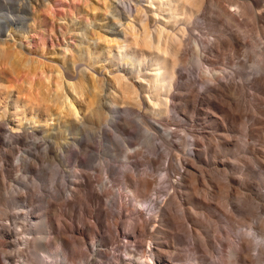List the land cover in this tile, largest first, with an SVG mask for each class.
<instances>
[{"label":"rangeland","instance_id":"obj_1","mask_svg":"<svg viewBox=\"0 0 264 264\" xmlns=\"http://www.w3.org/2000/svg\"><path fill=\"white\" fill-rule=\"evenodd\" d=\"M29 1L34 0H0V20L5 19L0 22V165L6 174L0 172V232L8 233L0 264H116L120 251L105 237L115 231L120 211L121 237H126L127 215L137 206L124 174L149 178L152 191L157 189L149 193L162 203L174 188L189 186L179 177L186 168L195 173L202 192L190 201L183 191L174 199L172 217L166 220L169 238L163 242L171 254L162 264H231L225 243L240 238L249 239L247 264H264V136L245 135L258 119L264 122V88L253 80L264 72V30L241 16L250 26L239 29L203 4L181 47L177 69L183 74L172 88L170 107L154 113L147 96L155 95L139 75L142 54L133 36L127 55L118 59L121 35L103 26L123 28L109 23L112 6L121 0H44L27 13L24 3ZM139 1L148 4L126 2L135 9ZM230 1L223 4L232 11ZM230 32L240 36L239 49L212 48ZM208 69L239 84L237 96L227 100L239 104L243 122L230 120L228 131L222 121L214 123L216 116L204 113L201 101L197 110L186 104L190 91L203 94L216 83L206 76ZM64 95L77 116L62 104ZM112 96L118 100L114 107ZM33 116L37 124L31 123ZM25 128L37 134L18 136ZM25 156L32 165L18 166ZM104 184L110 193L96 196ZM26 230L32 245H26ZM148 264L160 263L153 257Z\"/></svg>","mask_w":264,"mask_h":264},{"label":"bare ground","instance_id":"obj_2","mask_svg":"<svg viewBox=\"0 0 264 264\" xmlns=\"http://www.w3.org/2000/svg\"><path fill=\"white\" fill-rule=\"evenodd\" d=\"M126 1L127 0H121L119 1V4L116 3L115 6H112V19L109 20V23H117L123 28L121 30H117L116 28H110L108 25L103 26H106L107 29H111L112 33L121 35L120 38L116 39L118 46L121 48L118 59L123 57V55H127L125 52L131 47L132 42H130V38L133 36V46H136L142 54V59L138 60L139 75H141L145 80H148L149 85L147 87V91L153 92L155 95L153 97L147 96L149 108L154 113L167 112L170 107V94L172 88L177 84V78L182 73L177 69L181 62V47L187 37L188 31H191L190 24H192V18H195L194 16L197 12H199V9L203 7V4H210L215 7L213 9L216 10V14L218 13L220 17L236 22L239 29H242V26L244 27L249 24H256L264 30V0H231L230 4L235 6V9L232 11L228 9L229 4L227 5L228 8L225 4H223V0H145L148 2L147 6L142 5V1H139L137 2L135 9L131 3ZM35 2L41 3L44 2V0L25 2L24 10L26 9L27 13H29L31 6H33ZM121 3L123 5H121ZM239 16L248 17L250 23L246 24L245 21H241ZM125 18H127V22L122 21ZM4 20L5 19H1L0 22H5ZM152 20L155 21L154 26H150ZM135 22L139 24V27L136 26ZM252 27H250L251 31L253 30L251 29ZM109 33V30H105V34ZM242 44L240 36L235 32H230L227 34L226 40L219 38L218 42L212 44V48L218 51L224 45L228 46L229 49L231 48L235 50L239 49ZM262 49L261 53L264 55V48L262 47ZM261 57L263 58L261 62L263 61L264 63V56ZM262 66L264 71V64H262L261 67ZM261 67L260 69H262ZM150 68L152 69L151 71ZM206 72V76L210 80L216 81V83L208 86L203 94L190 91L188 97L186 98V104L188 107L193 106V109L197 110V103L201 101L206 106L204 113L216 116L217 121L214 123L222 121L223 127H225V130L228 131V123H230V120L233 121L235 125L239 120L240 124L243 122V120H241V111L238 109L239 104H235L227 100L228 95L237 96L239 84L235 82L228 83L223 81V75H220L222 71L221 73H218L217 71L215 73L212 69H208ZM118 80L121 81L124 79L119 76ZM253 80L256 85L264 88V72H262L260 76H255ZM65 82L67 81L65 80ZM68 85L73 88V91L80 93L75 90L76 84L68 81ZM133 93H137V91L134 90ZM64 96L65 98L64 101H62V104H66L67 110L71 115L77 116V111L73 102L71 101L68 103V96ZM60 97L61 96L58 98ZM134 98L137 99L138 97L136 98L135 96ZM109 103L112 107H114L118 103V100L115 96H112ZM62 113L63 112H60L57 115L62 117ZM30 121L31 123L33 122L37 124L39 122L38 116H33ZM1 125L2 123H0V126ZM34 127L39 128V125H35ZM41 128L44 129L45 127L42 126ZM23 131V134H18V136H34L37 134L36 131L31 133L29 128H25ZM209 135L210 134L208 133L206 136ZM245 135L247 137H251L253 135L264 136V122L261 119H258L256 124L253 123L251 126L246 128ZM77 144L78 143H76V145ZM195 144H197V138L195 139ZM126 158H131V155L126 154ZM2 159L3 158H0L1 162ZM23 162H28L32 165L31 159L29 160L28 156L23 157L22 162L18 163V166H22ZM0 172L3 176L6 175L5 166L2 163L0 165ZM179 174L181 181L185 180L188 182L189 186H186L184 190H177L174 188V192L168 193L167 196L169 197L163 200L162 203L159 202V198H156L155 194L149 193L152 188V182L149 178L145 176L135 179V176V178H132V174V177L128 176L127 173L124 174L131 182L129 187L133 198L137 202V206L132 209L131 214L127 215L128 219L126 220V229L128 234L126 237H121L123 229L119 226L120 219L123 216V211L116 214V217L114 218L116 225L115 231H109L110 235L105 237V241L107 243L111 242V244L116 245L120 251V253L116 255V264H130L131 262L132 264H148V260L153 257L157 258L159 263L162 264L164 256H169L171 254L170 249L163 246V242H166L169 238L165 231L170 224L166 222V220H168L169 216L172 217L171 208L174 204H176L174 199L182 191L187 194L188 201L192 199L191 196L198 195V193L202 192V189H200L201 186L198 188L199 185L197 183V177L193 171L191 172L189 168H186V170L184 169V173L180 172ZM85 178L87 183L91 182L89 176L86 175ZM107 187H109V184H104L101 187L102 190L95 192L96 196L100 197L101 194L107 195V193H110L107 192ZM78 188H76L78 191H80V189L82 190V187ZM154 190H157L156 187L153 191ZM229 193H231V190L227 189L226 195H229ZM118 194L120 198L123 197L120 191H118ZM119 197H117V200H120ZM15 198L16 196L12 195V199L14 200ZM127 200L128 199H124L123 202L125 207L127 205ZM15 203L16 201H13V205H15ZM141 205L142 207H140ZM151 206H155V209L150 213V215H147L145 209H148ZM127 210L129 209L127 208ZM49 217L51 219V216L48 215V217L45 218V222H49ZM4 225L7 226V228L10 227L8 224ZM107 227L110 230L112 229L110 225H107ZM25 232H27V236H24L26 245H32L33 240L31 239V235L28 230ZM7 234L8 233L3 231L0 232V246L5 243ZM153 243L160 244L153 247ZM225 246L227 247L225 249L226 253L229 255V259L232 258L231 264H247L251 262L249 239L240 238L238 241L233 243L226 242ZM101 247L102 245L98 246L97 250H101ZM50 256L51 255L48 257ZM66 258L68 259V256H66Z\"/></svg>","mask_w":264,"mask_h":264}]
</instances>
